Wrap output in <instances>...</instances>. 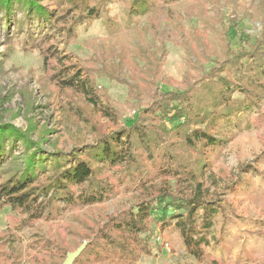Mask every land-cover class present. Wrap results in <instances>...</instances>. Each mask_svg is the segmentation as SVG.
Listing matches in <instances>:
<instances>
[{"label": "rangeland", "instance_id": "374dc122", "mask_svg": "<svg viewBox=\"0 0 264 264\" xmlns=\"http://www.w3.org/2000/svg\"><path fill=\"white\" fill-rule=\"evenodd\" d=\"M35 1L52 15L66 14L70 8L78 12L74 6L82 4L77 0ZM86 1L99 17L69 21L66 26L74 31L72 38L63 35L59 26L51 31L39 16L29 18L26 11H15L9 22L0 19V128L12 132L5 138L14 144V155L0 167V182L21 171L34 153L49 170L54 160L73 163L96 146L99 137L130 127L145 110L150 111L146 120L161 123L155 112L161 108L165 93L198 88L211 69L221 68L232 54L249 51L251 45L264 39V0H182L175 4L152 0V11L145 16H135V11L130 14L132 0ZM18 22H29L25 25L29 27L21 29ZM232 24L234 29H230ZM31 34L34 40L51 34L50 44L63 57L90 71L108 116L92 111L72 91L56 88L50 79L51 69L45 66ZM236 97L242 98L239 94ZM261 104L259 109L238 114L232 139L208 157L204 181L218 209L210 244L205 248L208 259L198 262L187 253L176 221L171 220L164 232L161 224L153 225L149 252L134 264H264ZM169 144L174 145L170 149L174 156L186 160L184 144ZM246 166L251 174L242 170ZM46 168L45 175L52 176ZM107 174L121 176L115 171ZM244 178L246 183L240 189H231ZM171 184L175 188L174 182ZM180 188L175 189V198L185 192L186 187ZM117 190L104 204L61 211L52 220L34 224H28L27 216L0 207V254L18 257V264H34L36 252L47 241L65 252L78 249L110 217L136 204L138 192L128 183H119Z\"/></svg>", "mask_w": 264, "mask_h": 264}, {"label": "trees", "instance_id": "16d2710c", "mask_svg": "<svg viewBox=\"0 0 264 264\" xmlns=\"http://www.w3.org/2000/svg\"><path fill=\"white\" fill-rule=\"evenodd\" d=\"M77 1L82 3L74 6L78 12L70 8L66 14L52 15L35 0H0L3 15L0 19L9 22L15 11H26L29 18H34V14L39 16L43 23L51 26V31L59 26L63 35L72 38L74 31L66 26L69 21L77 23L82 18L99 17L86 0ZM151 1L132 0L134 10L130 14L135 11V16H145L152 11ZM163 1L175 4L182 0ZM75 13L78 15L74 16ZM18 23L21 29L29 27L25 26L29 22ZM234 28L232 24L230 29ZM43 35L34 40L31 34V39L36 41L45 66L51 69L50 79L56 88L72 91L92 111L108 116L99 101V88L88 74L90 71L72 63L70 57H63L50 44L51 34ZM227 61L221 68L211 69L198 88L193 86L184 93H165L161 108L155 112L162 121L159 124L146 120L150 111L145 110L130 127L99 137L97 145L89 147L81 158L73 163L54 160L50 170L45 162H39L38 153L29 155L21 171L0 182V207L11 208L27 216L28 224H34L52 220L61 211L104 204L117 194L119 183H128L138 192L136 204L110 217L104 227L86 241L73 264H134L149 252L153 225L161 224L160 231L164 232L171 220L176 221L187 253L196 261L204 262L208 259L205 248L210 244V231L218 214L217 204L204 181L209 170L208 157L232 139L231 129L238 114L254 107L259 109L264 103V39L251 45L249 51L232 54ZM236 94L242 98H237ZM165 120L171 127L163 123ZM10 133L9 129L0 128V167L14 155V144L5 138ZM24 140L29 144L27 138ZM171 142L184 144L186 160L170 152L174 147ZM45 168L52 176L45 175ZM242 170L252 173L249 166ZM110 171L121 176L111 177L107 174ZM245 181V178L240 179L231 189H240ZM180 186L186 187L185 192L175 198V189L178 191ZM155 211L160 214L155 216ZM78 249L65 252L60 245L47 241L36 252L33 263L59 264L60 260L63 264L68 254ZM18 262V257L0 254V263Z\"/></svg>", "mask_w": 264, "mask_h": 264}, {"label": "water", "instance_id": "95a60500", "mask_svg": "<svg viewBox=\"0 0 264 264\" xmlns=\"http://www.w3.org/2000/svg\"><path fill=\"white\" fill-rule=\"evenodd\" d=\"M84 247L85 244L81 246L76 252L68 254L67 259L63 264H73L75 259L80 255Z\"/></svg>", "mask_w": 264, "mask_h": 264}]
</instances>
